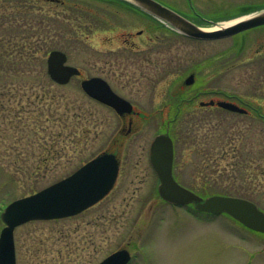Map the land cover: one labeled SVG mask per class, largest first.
Masks as SVG:
<instances>
[{
	"label": "rangeland",
	"instance_id": "1",
	"mask_svg": "<svg viewBox=\"0 0 264 264\" xmlns=\"http://www.w3.org/2000/svg\"><path fill=\"white\" fill-rule=\"evenodd\" d=\"M155 1L208 29L264 8V0ZM59 2L0 0V213L104 152L118 150L122 166L89 210L15 228L16 264H98L120 249L129 264H264V234L166 203L148 163L151 140L171 121L179 185L264 212V26L202 41L106 0ZM52 50L80 71L65 85L46 72ZM91 77L132 104L134 132L125 137L115 113L81 90ZM210 100L247 113L199 106Z\"/></svg>",
	"mask_w": 264,
	"mask_h": 264
},
{
	"label": "water",
	"instance_id": "2",
	"mask_svg": "<svg viewBox=\"0 0 264 264\" xmlns=\"http://www.w3.org/2000/svg\"><path fill=\"white\" fill-rule=\"evenodd\" d=\"M57 1V0H55ZM142 11L155 17L174 31L188 38L213 41L232 37L246 30L264 25V9L241 17L238 21L218 29L200 27L154 0H126ZM66 56L60 51H51L47 57V73L57 84H66L79 71L65 65ZM194 76H188L184 84L191 85ZM81 88L91 98L112 107L118 114L130 113L131 105L115 95L100 78L81 82ZM200 106H213L214 101L200 102ZM217 106L243 113L244 110L227 102ZM149 159L156 173L159 196L175 205L194 203V208L211 214L226 213L246 227L264 233V214L249 201L212 196L202 200L183 188L172 176L173 146L167 135L154 138L149 148ZM118 164L113 155L103 154L92 159L71 176L35 193L9 204L1 213L5 227L0 233V264H16L13 240L14 228L29 221L52 220L73 216L101 200L112 188L117 177ZM130 259L126 250H119L100 264H126Z\"/></svg>",
	"mask_w": 264,
	"mask_h": 264
},
{
	"label": "flooded vegetation",
	"instance_id": "3",
	"mask_svg": "<svg viewBox=\"0 0 264 264\" xmlns=\"http://www.w3.org/2000/svg\"><path fill=\"white\" fill-rule=\"evenodd\" d=\"M106 1H108L109 3H114V4H117V5H119V6H121V7H123L124 9H126L127 11H129V12H132V13H134V14H138V15H141V16H144V14L142 13V12H140L139 10H137L136 8H134L133 6H130L129 4H127V3H125V2H123V1H121V0H106ZM60 3V2H59ZM197 16V15H196ZM147 18H150V17H147ZM153 20V19H152ZM155 21V20H154ZM153 22V21H152ZM156 22V21H155ZM157 23V22H156ZM140 33L141 32H138V35H140ZM129 38L130 39H132L131 38V36H129ZM112 110V109H111ZM114 113H115V115L120 119V122H121V124H122V126L124 125H126L127 126V129L126 130H122V131H120V133L121 132H124L123 134H124V136L126 137L127 135H129V134H131L132 132H134L133 131V128H134V118H135V116H136V112H132V113H130V114H121V115H118L114 110H112ZM247 113V112H246ZM245 113V114H246ZM139 115V114H138ZM171 122V121H170ZM170 122H168V126H167V128H166V134H168L169 135V133H170V131H169V125L171 124ZM119 133V134H120ZM120 137H122L121 135H120ZM104 153H109V154H113L114 156H115V158H116V160H117V164H118V175H119V172H120V168H121V166H122V158L120 157V154L118 153V150H116V151H113V152H104ZM126 161V160H125ZM148 163H149V166H150V161H149V158H148ZM151 167V166H150ZM118 175H117V177H118ZM115 185V184H114ZM114 187V186H113ZM113 189V188H112ZM111 189V190H112ZM110 193V192H109ZM108 193V194H109ZM107 194V195H108ZM106 195V196H107ZM105 196V197H106ZM104 197V198H105ZM103 198V199H104ZM102 199V200H103ZM101 200V201H102ZM101 201H99V202H101ZM98 202V203H99ZM97 203V204H98ZM97 204H95V205H97ZM94 205V206H95ZM94 206H92V207H94ZM92 207H90V208H92ZM187 207H191L192 208V206L190 205H188ZM90 208H88V209H86L85 211H87V210H89ZM183 208V207H182ZM85 211H83V212H85ZM83 212H81V213H83ZM80 213V214H81ZM194 213H196V214H203V213H197V212H194ZM263 235V234H262Z\"/></svg>",
	"mask_w": 264,
	"mask_h": 264
},
{
	"label": "bare ground",
	"instance_id": "4",
	"mask_svg": "<svg viewBox=\"0 0 264 264\" xmlns=\"http://www.w3.org/2000/svg\"><path fill=\"white\" fill-rule=\"evenodd\" d=\"M235 21H238V20H235ZM235 21H232V22H230V23H225V24H222V25H220V26H218V27H212L211 29H218L219 27L221 28H223V27H226V26H228V25H230V24H232V23H234Z\"/></svg>",
	"mask_w": 264,
	"mask_h": 264
}]
</instances>
